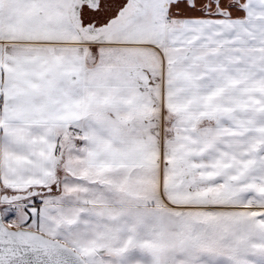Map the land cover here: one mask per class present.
Here are the masks:
<instances>
[{"label": "snow or ice", "instance_id": "snow-or-ice-1", "mask_svg": "<svg viewBox=\"0 0 264 264\" xmlns=\"http://www.w3.org/2000/svg\"><path fill=\"white\" fill-rule=\"evenodd\" d=\"M0 264H264V0H0Z\"/></svg>", "mask_w": 264, "mask_h": 264}]
</instances>
